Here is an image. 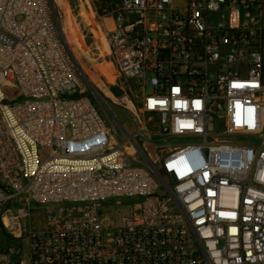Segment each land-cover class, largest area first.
I'll use <instances>...</instances> for the list:
<instances>
[{
	"label": "built area",
	"instance_id": "built-area-1",
	"mask_svg": "<svg viewBox=\"0 0 264 264\" xmlns=\"http://www.w3.org/2000/svg\"><path fill=\"white\" fill-rule=\"evenodd\" d=\"M89 2L135 101L120 135L51 1L0 0V264H264V0Z\"/></svg>",
	"mask_w": 264,
	"mask_h": 264
},
{
	"label": "rangeland",
	"instance_id": "rangeland-1",
	"mask_svg": "<svg viewBox=\"0 0 264 264\" xmlns=\"http://www.w3.org/2000/svg\"><path fill=\"white\" fill-rule=\"evenodd\" d=\"M90 0H67L68 9L72 13L75 19V23L77 25V29L82 36L85 53H80L78 61L80 65H83L81 68L85 71V74L93 83V85L99 90L102 95L103 102L99 101L96 98V101L100 104L101 109L106 113L107 122L109 126L113 125L117 131H119L120 135V122L125 123L130 130H133L134 125L132 124L130 118H132L134 114V108L130 103V99L135 103L132 93L129 90V82L126 81L119 73L114 63L112 62L111 56L108 54L106 50L103 54L98 48L97 38L95 36V32H100V22H98L91 12ZM61 25L64 19V12L61 7H59L55 3ZM86 14L92 17V23H90ZM103 31V29H102ZM112 62L114 65L113 70V79L109 80L103 74V67L106 66L107 62ZM102 83L103 85H100ZM11 92V89H8ZM136 107V104H135ZM112 113H111V112ZM138 111V110H136ZM142 120L147 123L148 128L154 129V124L156 123L157 117L155 114L149 113H139ZM117 119V120H115ZM118 135V137H119ZM159 138L158 136L155 137ZM183 138L180 137H172L168 139V142L172 144H179L183 142ZM163 142V141H161ZM137 198L132 197H120V198H112L108 199L104 202V208L109 211L110 217H113L114 212L117 209H124L127 205L134 203ZM119 201L120 205H116V202ZM112 204V205H110ZM43 207L44 205L37 204L33 201L30 202V216L21 219V222L25 224L32 223L36 228L40 226L42 223L43 217ZM110 235L106 234L105 239L109 238ZM23 239H21L22 241ZM18 248V244L12 238H8L0 228V248ZM24 252V250L22 251ZM20 258L23 260L24 264H27L26 256Z\"/></svg>",
	"mask_w": 264,
	"mask_h": 264
},
{
	"label": "bare ground",
	"instance_id": "bare-ground-1",
	"mask_svg": "<svg viewBox=\"0 0 264 264\" xmlns=\"http://www.w3.org/2000/svg\"><path fill=\"white\" fill-rule=\"evenodd\" d=\"M59 7L63 9L64 12V19L62 21V30L64 32L66 41L68 42V45L70 46L71 52L73 53L74 57L79 58L80 53H85V44L83 42L82 36L79 33L77 29V25L75 23L74 16L68 9V4L67 0H53ZM93 15V13H92ZM87 20L92 23V17L89 16L88 14L85 15ZM101 33L95 32V36L97 38V43H98V48L102 52V54L107 50L108 51V46L104 37V32L102 29L100 30ZM80 64V63H79ZM82 68L83 65L81 64ZM113 70H114V65L112 62H107L106 66L103 67V74L109 79H113ZM85 73V71L83 70ZM90 80V79H89ZM100 85H103L100 83ZM111 112V111H110ZM112 113V112H111ZM5 224H8V219L6 216L3 218Z\"/></svg>",
	"mask_w": 264,
	"mask_h": 264
},
{
	"label": "water",
	"instance_id": "water-1",
	"mask_svg": "<svg viewBox=\"0 0 264 264\" xmlns=\"http://www.w3.org/2000/svg\"><path fill=\"white\" fill-rule=\"evenodd\" d=\"M50 1H51L52 10H53V14H54L56 24L60 30L62 37L66 41L64 32L62 30V25H61V21H60V17H59L57 7H56L55 2L53 0H50ZM79 70L81 71V74H82L83 78L85 79V82L87 84L89 91L95 96V98H97L99 101L103 102L102 95L99 92V90L93 85V83L89 80V78L82 72L81 68H79ZM115 120H117V119H115ZM117 122H118V120H117Z\"/></svg>",
	"mask_w": 264,
	"mask_h": 264
}]
</instances>
